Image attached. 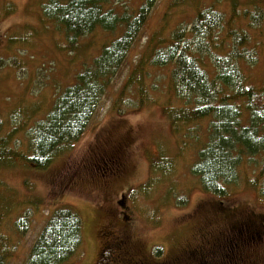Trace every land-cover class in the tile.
<instances>
[{
	"label": "rangeland",
	"instance_id": "374dc122",
	"mask_svg": "<svg viewBox=\"0 0 264 264\" xmlns=\"http://www.w3.org/2000/svg\"><path fill=\"white\" fill-rule=\"evenodd\" d=\"M45 1L0 0V250L6 264L24 263L46 219L61 207L77 212L82 224V243L70 264L161 258L185 259L182 264H264V198L252 182L255 167L243 164L239 181L224 197L204 191L190 173L197 143L184 130H174L164 109L172 96L162 77L166 70L148 64L152 48L190 23L196 11L213 5L223 14L224 28L232 19L231 28L246 33L248 41L239 47L247 55L242 68L249 84L263 86L264 0H153L81 138L36 168L23 159L26 131L118 32L95 29L67 47L63 31L42 15ZM144 1L108 0L107 7L132 14ZM256 13L262 15L259 22L250 17ZM224 44L228 51V38ZM109 157L124 164L115 174H104ZM154 165L159 166L155 173ZM23 215L27 227L20 232L16 221ZM124 232L131 253L122 250L120 262L113 241ZM202 233L214 243L202 242ZM199 244L205 247L204 259L182 257L183 248Z\"/></svg>",
	"mask_w": 264,
	"mask_h": 264
},
{
	"label": "trees",
	"instance_id": "16d2710c",
	"mask_svg": "<svg viewBox=\"0 0 264 264\" xmlns=\"http://www.w3.org/2000/svg\"><path fill=\"white\" fill-rule=\"evenodd\" d=\"M107 3L108 0H46L41 7L43 17L63 31L67 47L95 29L118 32L101 45L90 64L83 65L73 83L55 95L45 117L26 131L23 159L33 167L44 168L61 149L81 138L153 6V0H145L130 14L117 13ZM212 6L196 11L190 23L177 26L164 44L152 48L148 64L166 70L162 77L172 96L171 104L164 109L174 122V130H184L185 136L197 143L190 173L198 178L202 189L224 197L239 181L244 164L255 167L252 182L258 183L264 198V85L249 84L243 71L241 60L247 55L239 47L248 41L246 33L232 29V19L224 28L223 14ZM250 17L259 22L262 15ZM227 38L228 51L223 47ZM201 121L206 122L204 127H200ZM158 167H151L153 173ZM165 169L160 171L164 175ZM216 205L223 207L221 202ZM22 218L26 221L25 215L16 221L20 232L27 227ZM81 229L77 212L69 207L53 210L23 264H70L82 243ZM209 238L205 235V242L213 243L214 238ZM6 256L0 250V264H6ZM184 260L179 259L186 263Z\"/></svg>",
	"mask_w": 264,
	"mask_h": 264
},
{
	"label": "flooded vegetation",
	"instance_id": "af4514ba",
	"mask_svg": "<svg viewBox=\"0 0 264 264\" xmlns=\"http://www.w3.org/2000/svg\"><path fill=\"white\" fill-rule=\"evenodd\" d=\"M108 165H106V169H103L104 170V174L109 172L111 174H115L117 171L121 170L122 167H123V163L120 162V160H118L117 158L116 159H112V157H109V160H108ZM208 233V232H207ZM205 235L206 234H201V237H200V240L202 242H204V238H205ZM228 240H230V238H228ZM129 243H130V236H128L127 233H123V235H119V236H116L114 241H113V246L115 247V257L117 256L118 254V260L121 262V258H120V253L122 250H124L125 252H130L129 250ZM214 243V241H213ZM225 243V241H224ZM205 250V247L203 245H200L195 247H185L183 248V254L185 257L189 258V259H196V255H198V257H201L202 259L205 258L206 256V252H204ZM112 251H114L112 249ZM134 264H182L180 263L179 259L178 258H172L171 260L169 261H165V259L161 258V259H157V260H152V259H149L147 261H141V260H137L135 261Z\"/></svg>",
	"mask_w": 264,
	"mask_h": 264
}]
</instances>
